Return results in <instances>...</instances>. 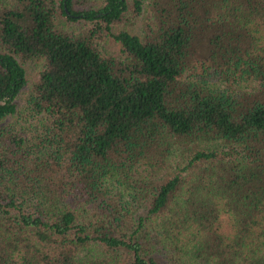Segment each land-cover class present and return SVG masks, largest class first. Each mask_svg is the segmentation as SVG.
<instances>
[{
    "label": "trees",
    "instance_id": "trees-1",
    "mask_svg": "<svg viewBox=\"0 0 264 264\" xmlns=\"http://www.w3.org/2000/svg\"><path fill=\"white\" fill-rule=\"evenodd\" d=\"M97 1L0 0V264H264V0Z\"/></svg>",
    "mask_w": 264,
    "mask_h": 264
},
{
    "label": "rangeland",
    "instance_id": "rangeland-1",
    "mask_svg": "<svg viewBox=\"0 0 264 264\" xmlns=\"http://www.w3.org/2000/svg\"><path fill=\"white\" fill-rule=\"evenodd\" d=\"M100 1V0H98ZM97 1V2H98ZM128 5L131 6V1L128 0ZM82 25L84 23H81ZM91 27V25H89ZM80 27V25H79ZM114 31L120 30V29H125L128 30L132 33H139L140 32V23L139 21L133 17V15L131 13H127L126 16L124 17V19L115 26ZM102 39H95V43L98 44V47L107 54L113 55V56H117L118 57V53H119V47L118 44L114 42V40L109 37V36H102ZM22 65L25 69L26 72V79H27V86L24 88V90L18 94V96L15 99V103L19 108H22L24 106H26V102H27V98H28V94H29V90L32 87V84L36 81V79L38 78L39 72L42 69V65L37 62V61H27L26 63L22 62ZM11 122L13 123L14 121L11 120ZM21 124L15 125L16 128L19 130V133L22 132V135L24 136H28V121L23 123L22 121H20ZM211 148H215V147H211ZM223 219V228L226 230V219L225 217H222Z\"/></svg>",
    "mask_w": 264,
    "mask_h": 264
}]
</instances>
